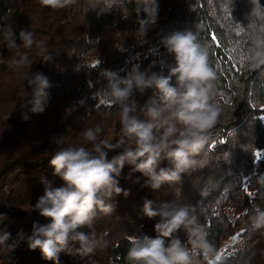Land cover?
<instances>
[{
    "label": "trees",
    "instance_id": "1",
    "mask_svg": "<svg viewBox=\"0 0 264 264\" xmlns=\"http://www.w3.org/2000/svg\"><path fill=\"white\" fill-rule=\"evenodd\" d=\"M157 3V23L143 37L137 31L135 0L127 3V13L118 10L101 13L100 6H92V0H72L60 9L45 7L40 0H0V28L11 24L17 34L22 28L33 31L37 39L45 42L51 56L44 63L35 48L28 52L32 59L30 71L43 73L51 87L45 111L29 113V119L23 120L20 104L25 83L20 73L28 71V66L22 69L11 66L9 61L15 51L0 43V116H7L0 130V231L11 233V239L0 244V264H52L43 259L38 248L30 250L23 240L13 250L8 245L15 242L18 231L22 230L27 237L34 222H48L37 211H31L30 206L44 193L42 178L53 186L62 184L49 165L57 146L53 139L65 145L83 143L80 131L97 124L104 129L100 138H107L118 109L94 95L105 83L102 73L107 69L123 76L121 69L138 64L142 71L166 75L169 67L174 66V58L160 40L173 31L191 29L196 33L198 41L207 48L209 66L216 72L215 100L221 113L217 124L209 130L208 145L197 157L206 163L191 174L182 175L180 184H164L156 190L142 187L144 177L139 172L129 176L130 168L125 165L118 179L128 195L114 196L110 201L114 212L98 213L94 221L96 234L102 237L101 244L93 254L83 257L75 253L76 246H70L69 253H60L59 264H128V237L156 235L153 225L159 218L148 219L142 214L145 200H151L154 208L172 201L195 206L213 246L209 258L218 254L220 239L228 225L224 212L229 204L224 203L225 199L238 203L245 198L241 182L247 180L249 192L254 194L248 204L264 209V187L257 183V175L264 173V161L255 160L256 152H264V123L260 121L264 115V65L252 68L245 60L240 62L241 55L251 46L252 37L264 35V5L259 0H157ZM140 15L144 17L143 13ZM234 23L245 31L237 35ZM214 34L217 41L211 39ZM17 50L26 51L22 47ZM95 61L99 63L93 66ZM172 83L175 84V77ZM151 96V90H146L135 98L142 106ZM52 105L63 112H54ZM118 136L119 131L109 140L115 142ZM114 154L110 152L109 157ZM164 166L166 161L161 163ZM137 178L139 183L134 182ZM175 236L185 239L183 230ZM229 253L232 255L223 254L213 264H264L262 242L254 247L246 244Z\"/></svg>",
    "mask_w": 264,
    "mask_h": 264
},
{
    "label": "clouds",
    "instance_id": "2",
    "mask_svg": "<svg viewBox=\"0 0 264 264\" xmlns=\"http://www.w3.org/2000/svg\"><path fill=\"white\" fill-rule=\"evenodd\" d=\"M129 2L92 0V6H100L101 13L105 10L127 13ZM40 3L60 9L72 0H40ZM135 3L139 17L137 31L146 37L157 23L159 6L157 0H135ZM122 18L128 19V16ZM0 43L15 51L9 61L11 66L17 69L28 66V71L20 73L25 83L21 118L27 120L29 113H43L50 99L51 84L40 71H30L32 59L28 52L35 48L41 62H49L51 56L47 54L45 42L28 29L22 28L17 34L9 24L0 28ZM160 43L174 58V66L169 67L166 75L142 71L138 64L121 69L123 76L107 69L102 73L105 83L94 95L118 109L115 115L119 118V136L115 142L100 138L104 131L100 124L80 131L83 143L65 145L53 139L57 146L49 165L53 176L62 184L53 186L51 181L42 178L44 193L30 206L31 211H37L48 222H34L27 237L22 230L18 231L9 248L13 250L23 240L30 250L38 248L43 259L52 264H59L60 253H69L70 246H76L75 253L82 257L93 254L102 241L93 227L97 214H111L113 197L128 195L119 186L118 179L125 165L130 168L129 176L139 172L144 177L142 187L152 190L164 184H180L182 175L205 165L206 161L197 157L208 145L209 130L217 124L221 113L215 100L216 72L209 66L207 48L191 29L173 31L162 37ZM21 47L26 51L17 50ZM245 61L252 68L264 65V35L252 37ZM146 90H151L152 96L140 106L136 94L143 95ZM110 152L116 154L109 157ZM163 161L167 166L161 167ZM134 182L139 183V178ZM257 183L264 187V173L257 175ZM142 214L148 219L159 218L153 225L156 235L128 237V264H198L194 253L200 251L208 257L213 252L195 206L172 201L154 208L151 200H145ZM248 224L252 230L264 229V209H251ZM84 228L89 231H82ZM180 230L185 233L184 240L175 236ZM10 239L11 233L0 231V244Z\"/></svg>",
    "mask_w": 264,
    "mask_h": 264
},
{
    "label": "rangeland",
    "instance_id": "3",
    "mask_svg": "<svg viewBox=\"0 0 264 264\" xmlns=\"http://www.w3.org/2000/svg\"><path fill=\"white\" fill-rule=\"evenodd\" d=\"M52 110L54 112H63V110L58 107L57 105H52ZM264 116V115H263ZM3 118L7 119V116L2 117L0 116V130L5 126V123L3 122ZM119 118L114 120L112 127L109 129L107 138L114 136L119 131ZM247 181V180H246ZM241 182L240 183V189L242 190V193L244 195V200L241 201H233L230 198L225 199V204H229V206L225 207V220L227 222V228L225 230V233L220 239V250L218 254L222 252V250L225 249V246L227 245V251L224 252V254H227L238 247H241L243 245L248 244L250 247L257 246L258 243H264V229L259 230H252L248 224V215L251 214V209H253L249 204V183L248 182ZM247 189V191H245ZM245 210H249L247 213ZM243 229V232L241 231ZM237 233H240V236L236 240V242H233L231 240V237ZM217 254V255H218ZM194 260L198 262V264H213V262L216 260L215 255L213 258L205 257L203 254L200 255L198 251L193 254Z\"/></svg>",
    "mask_w": 264,
    "mask_h": 264
},
{
    "label": "snow or ice",
    "instance_id": "4",
    "mask_svg": "<svg viewBox=\"0 0 264 264\" xmlns=\"http://www.w3.org/2000/svg\"><path fill=\"white\" fill-rule=\"evenodd\" d=\"M259 3H260L261 5H264V4L261 3V0H259ZM228 19H231V14H230V13H229ZM233 26L237 28V35H240L242 32L245 31V28H244L243 26L237 25V24H235V23H234ZM211 39H212L213 41H217V40H218V37H217V35L214 34V35L211 37ZM237 43H239V42H237ZM216 46H217V47L220 46L219 42L217 43ZM247 51H248V50H247ZM231 59H232V57L229 56V60H231ZM244 60H245V55L242 54V55H241V61H240V62L243 63ZM98 63H99V61H95V62H93V66H96ZM233 66H234V65H233ZM102 103H103V102H102ZM260 121H261L262 123H264V116H261V117H260ZM221 143H223V141H221ZM255 160H256V161H264V152H262V151H258V152H256V153H255ZM245 191H247V189H245ZM248 195H249V197H251V196H253L254 194L251 193V192H248ZM241 231L243 232V229H242ZM239 236H240V233H237V234H235V235H233V236L231 237V240H232L233 242H236V240L238 239ZM227 247H228V246L226 245V246H225V249L222 250V252L216 256V261H219V260L221 259V256L224 254V252L227 251ZM228 255H232V253H228Z\"/></svg>",
    "mask_w": 264,
    "mask_h": 264
}]
</instances>
